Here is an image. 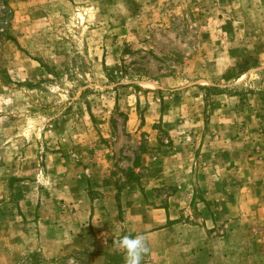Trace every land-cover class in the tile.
I'll return each instance as SVG.
<instances>
[{
	"label": "rangeland",
	"instance_id": "374dc122",
	"mask_svg": "<svg viewBox=\"0 0 264 264\" xmlns=\"http://www.w3.org/2000/svg\"><path fill=\"white\" fill-rule=\"evenodd\" d=\"M138 234L264 264V0H0V264Z\"/></svg>",
	"mask_w": 264,
	"mask_h": 264
},
{
	"label": "clouds",
	"instance_id": "9594fccd",
	"mask_svg": "<svg viewBox=\"0 0 264 264\" xmlns=\"http://www.w3.org/2000/svg\"><path fill=\"white\" fill-rule=\"evenodd\" d=\"M116 248L124 253L125 264H141V260L145 254L149 252L146 237L138 234L135 237L125 235L115 240Z\"/></svg>",
	"mask_w": 264,
	"mask_h": 264
},
{
	"label": "trees",
	"instance_id": "16d2710c",
	"mask_svg": "<svg viewBox=\"0 0 264 264\" xmlns=\"http://www.w3.org/2000/svg\"><path fill=\"white\" fill-rule=\"evenodd\" d=\"M4 4V3H3Z\"/></svg>",
	"mask_w": 264,
	"mask_h": 264
}]
</instances>
